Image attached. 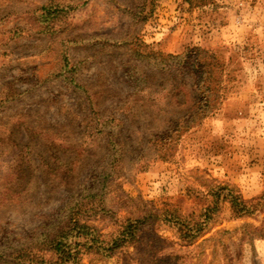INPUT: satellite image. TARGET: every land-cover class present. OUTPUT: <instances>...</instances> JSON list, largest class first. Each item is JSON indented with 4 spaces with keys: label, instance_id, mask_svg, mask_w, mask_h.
I'll return each instance as SVG.
<instances>
[{
    "label": "rangeland",
    "instance_id": "obj_1",
    "mask_svg": "<svg viewBox=\"0 0 264 264\" xmlns=\"http://www.w3.org/2000/svg\"><path fill=\"white\" fill-rule=\"evenodd\" d=\"M0 264H264V0H0Z\"/></svg>",
    "mask_w": 264,
    "mask_h": 264
},
{
    "label": "trees",
    "instance_id": "obj_2",
    "mask_svg": "<svg viewBox=\"0 0 264 264\" xmlns=\"http://www.w3.org/2000/svg\"><path fill=\"white\" fill-rule=\"evenodd\" d=\"M204 74H205V76H204L205 79L211 78V71H210V70H206ZM213 79H214V80H217V79H215V78H213ZM192 122H195V121H192ZM192 122H191V123H192ZM191 123L189 122V123L186 125V127L189 126Z\"/></svg>",
    "mask_w": 264,
    "mask_h": 264
}]
</instances>
